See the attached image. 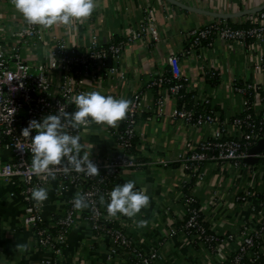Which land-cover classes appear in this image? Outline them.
I'll list each match as a JSON object with an SVG mask.
<instances>
[{
  "label": "crops",
  "instance_id": "1",
  "mask_svg": "<svg viewBox=\"0 0 264 264\" xmlns=\"http://www.w3.org/2000/svg\"><path fill=\"white\" fill-rule=\"evenodd\" d=\"M260 7H264V0H97L91 18L78 23L74 30L63 25L50 29L53 36L74 45H88L94 38L105 44L124 40L148 15L159 32L157 40L146 32L126 42L119 64L124 76H108L102 89L97 90L103 95L126 99L138 91L143 94L144 112L140 117L136 153L153 163L126 170L120 185L135 180L138 190L147 188L151 203L135 218L122 215V219L126 232L136 243L147 247L160 243L162 259L157 264L214 262L213 254H209V260L206 250L189 243L184 235L171 236L170 230L185 214L182 189L191 181L181 162L186 147L211 137L216 127H195L175 118L174 113L180 107L177 99L162 88L155 91L148 85L158 75L170 71L169 57L177 55L180 78L185 80L190 93L198 95L199 102L209 100V104L197 103V107H214L225 120L242 112L245 95L237 87L250 83L264 88V40L242 43L216 36L212 45L196 48L190 54L186 50L194 30L224 20L247 24L258 18L264 8L256 13L246 11ZM0 17L8 31L23 23V16L11 0H0ZM115 62L111 59L109 64ZM160 97L163 104L157 102ZM82 143L94 146L91 153L94 156L99 154L108 159L114 152L110 136L99 128L89 129ZM157 159L167 163H156ZM201 174L200 180H193L191 191L199 198L203 212L219 235L235 232L246 223L256 225L258 204L241 202L236 197L251 180L253 187L264 189L261 167L245 163L235 171L208 163ZM44 202L46 213L62 212V202L53 192ZM24 216L25 202L18 187L0 182V264H42L44 257L49 256L37 247L33 229L23 223ZM142 219L148 225L137 227L134 220ZM17 243L27 244L28 250L17 251ZM107 243V239L93 236L89 223L80 215L68 233L57 264H105ZM112 264L127 263L123 255H118Z\"/></svg>",
  "mask_w": 264,
  "mask_h": 264
},
{
  "label": "built area",
  "instance_id": "2",
  "mask_svg": "<svg viewBox=\"0 0 264 264\" xmlns=\"http://www.w3.org/2000/svg\"><path fill=\"white\" fill-rule=\"evenodd\" d=\"M249 24L251 26L242 27L224 20L196 29L192 32L193 39L186 53L212 45L216 36L242 43L264 40V11L258 18L250 19ZM146 32L156 40L159 38V32L148 15L124 40L100 44L94 38L88 45L80 46L53 36L50 29L28 26L24 18L19 26L5 30V21L0 17V182L18 187L25 202L23 223L33 229L37 247L49 253L42 264H57L68 233L80 215L89 223L93 236L107 239L105 264H112L118 255H123L127 264H157L162 259L160 243L149 247L136 243L126 232L122 215L108 217L106 204L99 203L100 195L121 184L126 170L153 163L143 160L133 151L137 149L140 117L144 112L140 91L129 98L133 102L132 110L125 120L118 122V127L92 123L80 130L81 143L91 128H99L110 136L114 147L112 156L105 159L99 154L91 155L99 167V176L90 177L74 171L64 175L61 172L52 180L33 175L30 171L31 138L21 135L29 121H41L48 114H56L60 105L68 112L75 111L72 96L102 89L108 76L123 77L119 64L126 42ZM109 58L116 61L115 64L110 65ZM179 59L177 55L170 56L171 76L160 74L148 85L150 88H162L178 102L182 97L181 90L185 88L190 93L185 80L180 78ZM173 79L180 82L172 83ZM237 90L245 95V108L231 119H222L214 107H197V103L209 104V100L199 102V96L193 93L191 98L197 100L193 108L182 104L175 111V118L188 125L216 127L211 137L186 147L181 162L191 181L202 178L201 170L208 163L239 171L246 163L245 159L250 157V149L264 140V88L248 83L238 86ZM157 102L163 104L164 101L160 97ZM31 135L34 136L35 131ZM256 157L258 162L253 165L261 167L264 176V150ZM155 162L167 163L164 159ZM251 178L252 175L247 181ZM36 186L47 188L48 197L53 192L61 200V213H46L45 202L37 204L31 198V190ZM245 186L236 198L241 202L255 201L258 204L255 226L246 223L235 232L219 235L202 207L194 206L200 204L199 198L192 191L185 193L183 188L181 201L185 214L180 219L183 223L178 225L180 220H176L170 235L186 236L189 243L207 251L209 260V254H213L212 264H264V189L253 187L252 180ZM77 192L91 194L90 199L94 203L83 211L75 210L73 197ZM108 199L105 196V200Z\"/></svg>",
  "mask_w": 264,
  "mask_h": 264
},
{
  "label": "clouds",
  "instance_id": "3",
  "mask_svg": "<svg viewBox=\"0 0 264 264\" xmlns=\"http://www.w3.org/2000/svg\"><path fill=\"white\" fill-rule=\"evenodd\" d=\"M15 9L23 16L28 26H41L52 29L63 25L74 30L78 23L90 19L97 7V0H11ZM75 111H66L60 105L56 114H48L41 121H29L21 135L31 138L32 154L30 171L37 177L55 180L58 173L68 175L71 172L83 173L87 176H99L100 171L91 159L93 147L81 143L80 130L88 128L92 123L118 127V122L127 118L132 110V101L126 98H115L103 95L100 91H85L71 97ZM35 131V135L31 133ZM83 153V154H82ZM106 167H108L106 165ZM105 196L109 199L105 200ZM91 194L75 193L73 207L83 211L94 201ZM31 198L42 204L48 199V189L36 186L31 190ZM99 203L106 204L108 217L123 215L135 218L142 209L150 206L151 195L147 188L137 189L135 180L116 185L106 194L99 196ZM137 227H146L147 220L135 221ZM16 250L25 252L27 244H16Z\"/></svg>",
  "mask_w": 264,
  "mask_h": 264
},
{
  "label": "trees",
  "instance_id": "4",
  "mask_svg": "<svg viewBox=\"0 0 264 264\" xmlns=\"http://www.w3.org/2000/svg\"><path fill=\"white\" fill-rule=\"evenodd\" d=\"M240 26L249 27V26H251V24L247 23V24H242ZM166 74L171 76V74L169 72H167ZM176 82H180V81L175 80V79L172 80V83H176ZM158 89H159L158 86L154 87L155 91H157ZM181 95H182V97L179 99V106H181L182 104H185L188 108H193V99L191 98V93L187 92L184 88L183 90H181ZM262 95H264V93H262ZM250 98H251V101L254 100L252 95H250ZM133 151L135 154H137L135 149ZM193 180H195V179H192V181H190V183H187L186 186L184 187L185 193H190L193 182H194ZM194 206L200 207L201 205L198 203V204H194ZM182 223H183V221H181V220L179 222H177L178 225H180Z\"/></svg>",
  "mask_w": 264,
  "mask_h": 264
},
{
  "label": "water",
  "instance_id": "5",
  "mask_svg": "<svg viewBox=\"0 0 264 264\" xmlns=\"http://www.w3.org/2000/svg\"><path fill=\"white\" fill-rule=\"evenodd\" d=\"M264 7H260V8H255V9H251L246 11V13H256L258 11L263 10ZM109 62H111V58H109ZM264 150V140H261L257 145L253 146L250 149V157H248L247 159H245V162L247 164H256L258 162V158L256 157L257 154H259L260 152H262Z\"/></svg>",
  "mask_w": 264,
  "mask_h": 264
},
{
  "label": "rangeland",
  "instance_id": "6",
  "mask_svg": "<svg viewBox=\"0 0 264 264\" xmlns=\"http://www.w3.org/2000/svg\"><path fill=\"white\" fill-rule=\"evenodd\" d=\"M24 53V52H23Z\"/></svg>",
  "mask_w": 264,
  "mask_h": 264
}]
</instances>
